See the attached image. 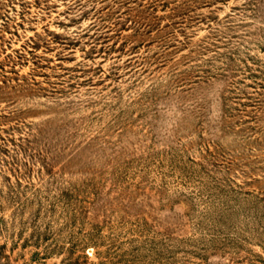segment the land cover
Masks as SVG:
<instances>
[{
	"label": "rangeland",
	"instance_id": "374dc122",
	"mask_svg": "<svg viewBox=\"0 0 264 264\" xmlns=\"http://www.w3.org/2000/svg\"><path fill=\"white\" fill-rule=\"evenodd\" d=\"M0 264H264V0H0Z\"/></svg>",
	"mask_w": 264,
	"mask_h": 264
}]
</instances>
